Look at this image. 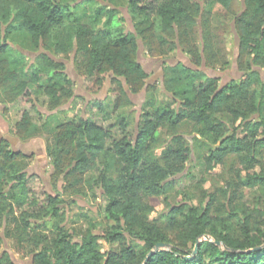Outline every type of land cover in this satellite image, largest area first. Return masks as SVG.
I'll list each match as a JSON object with an SVG mask.
<instances>
[{
  "label": "trees",
  "instance_id": "trees-1",
  "mask_svg": "<svg viewBox=\"0 0 264 264\" xmlns=\"http://www.w3.org/2000/svg\"><path fill=\"white\" fill-rule=\"evenodd\" d=\"M231 2L213 0L214 10L227 11ZM126 3L133 23V31L127 32L111 24L117 13L114 7L98 28L101 11L85 23L62 0H0V102L18 110L13 127L21 141L41 132L51 135L46 154L54 174L62 175L65 182L63 193L50 194L37 175L27 176L30 156L13 151L7 140H1L0 232L5 240L25 243L32 264H264V202L235 207L240 188L264 185V80L260 70H264V0H243L234 18L239 38L236 67L241 77L220 84L218 77L201 76L200 70L182 63L165 64L160 87L169 94V103L162 106L153 105L156 86L147 84L149 74L138 61V40L151 55L167 58L179 49L197 68L204 64L223 70L228 61L213 49L211 11L202 9L198 0ZM17 36L22 38L23 49L37 53L27 80L21 77L25 54L11 57L7 44ZM71 53L75 69L88 81L89 92L100 90L109 78V97L85 104L86 115L74 114L47 127L50 116L40 107L59 112L62 105L70 102L72 107L82 99L75 95V83L64 64L53 58ZM145 85V101L132 127L120 112L131 105L129 94ZM4 109L8 111V106ZM224 115L231 134H226ZM111 117L117 121L110 122ZM183 122L198 126L200 135L221 141L209 150L206 169L222 165L230 155L238 159L236 179L220 190L226 194L228 214L235 223L213 213L210 204L202 210L189 204L170 206L159 214L167 219L168 227L158 224V216L151 217L154 208L147 203L149 198L162 196L182 178L192 181L185 188L204 181L185 171L190 149L176 134ZM166 126L173 132L171 144L159 161L150 162L151 145L159 129ZM112 170L114 177L109 176ZM83 186L90 192L102 191L101 208L110 222L107 227H98L84 212L79 216L86 226L65 225L60 204L70 207L74 201L63 199L62 194L78 193ZM208 197L213 199L215 194ZM101 241L109 245L107 250H100ZM157 243L170 248L147 257ZM196 244V253L186 258ZM256 247L261 248L253 250ZM0 264H16L4 250L1 236Z\"/></svg>",
  "mask_w": 264,
  "mask_h": 264
},
{
  "label": "rangeland",
  "instance_id": "rangeland-1",
  "mask_svg": "<svg viewBox=\"0 0 264 264\" xmlns=\"http://www.w3.org/2000/svg\"><path fill=\"white\" fill-rule=\"evenodd\" d=\"M198 3L202 6V9L205 11H211V18L209 21V28L212 30L211 41L213 43V49H218L224 59L228 61L227 66L223 70H217L221 72L219 78V83L223 84L230 80H236L241 77V72L237 69L236 64L233 63L234 60V18L239 14L243 8V0H232L229 10L227 11H216L214 10L213 0H198ZM62 4L68 8L72 7V10L76 12L77 15L81 17V20L85 23L92 21L96 18L98 11L102 12V15L97 21V27L100 28L106 19V12L109 8H115L117 13L112 16L111 24L119 25L121 29L125 32L133 31V23L130 15L127 12L126 0H62ZM75 8V9H74ZM157 34V33H156ZM15 42L7 41V44L11 47L10 56L15 58L18 56V53L21 52L24 55V64L21 68V77L23 79H29L30 69L29 65L32 63V58L35 54L32 51L22 48L23 41L21 37H16ZM141 47L138 60L142 62L143 65L148 66L149 58L157 57L156 55H151L147 50L143 48V45L140 41ZM179 52H181L179 50ZM178 50H174L169 53L167 58H174L175 55L179 53ZM54 59L62 62L65 66L64 70L71 77L75 83V94L80 95L82 99L75 100L73 106H70V102L62 105V110L59 112L48 111L45 108H41L42 112L46 114L47 127H53L56 124L66 121L71 118L74 114L86 115L85 113V104H88L91 101L96 99L105 100L109 97L108 89L110 88L109 80L104 83L102 88L96 92H89L86 87L88 81L75 69L73 64V53L68 56H56ZM206 68L203 69L201 76L206 75ZM262 71V78L264 80V70ZM152 73V72H151ZM212 75H214L212 73ZM200 76V77H201ZM151 82L150 80H148ZM153 85L156 86L155 91L153 92L154 97V106H162L169 101L167 100V93L164 89H160L159 79L155 80ZM131 105L124 107L121 110V115L126 117L130 121L131 126L134 127V124L137 122L141 106L145 101V90H141L134 95H130ZM2 105V106H1ZM8 106L5 110V106ZM92 105V104H91ZM10 107V108H9ZM95 107V106H91ZM94 109V108H92ZM118 110L117 112H119ZM117 112L115 114H117ZM5 115V116H4ZM18 116V110L11 108L10 104H3L0 102V141L2 138L8 136H14L15 131L13 124ZM4 117V118H3ZM97 121H101V118L97 115H92ZM110 122L117 121L115 117L109 119ZM226 134H231L233 132L232 127L228 122V116L224 115ZM4 123H8L5 125ZM199 127L193 125L190 122H183L177 129L176 134L181 135L184 138V144L189 147L191 160L186 162V170L190 174L195 175L196 179L201 177L204 179L201 184L194 185L192 187L185 188L186 185L192 182L190 178H182L177 181L173 189L167 190L165 194L159 197H151L148 199V204H150L154 211L152 212L151 217L158 218V224L161 227H168L167 219L164 216L159 218V214L163 211H168V208L176 204H189L197 207L202 210L207 205L212 206L213 213L221 215V217L230 223H235V219L229 217V209L227 208V199L226 194L220 191L225 189L226 184L236 179L237 169L239 167L238 159L232 155L225 158V162L222 165L214 167V169H206L205 158L209 153V150L216 148L221 143L220 140L213 141L211 137H205L198 133L197 129ZM168 126L160 128L156 136V141L152 143L151 150L148 155V160L150 162L159 161L162 151L171 144L172 134ZM7 135V137H6ZM51 141V135L47 132H41L35 137H32L22 142H29V147L25 148L24 151L30 152V157L27 161L28 163V173L27 176L37 175L42 182V185L45 186L46 190L55 195L57 192L63 193V187L65 182L62 178V175H56L53 172L51 162L46 154V144ZM26 168V169H27ZM258 167L254 170H249V173L257 171ZM245 171H242L243 175ZM115 172L112 170L109 174L110 177H114ZM182 174L177 175V179L181 177ZM9 187V184H6V188ZM102 191L98 188H95L93 192H90L87 189V186H83L78 193L71 194H62V198L65 200H73L74 203L68 206V203L60 204L61 207L65 210L66 222L65 225L69 228L86 226L84 219H81L79 216L80 212H84L87 216L97 224L98 227L105 228L110 222L105 219V216L102 211ZM213 193L215 197L212 199L208 197V194ZM264 202V185L257 186L255 189H249L247 187L240 188L239 202L235 205L237 208H249L254 205H258ZM238 208V209H241ZM97 231V229H96ZM100 248L101 251L108 249L104 241ZM7 250L10 251L12 259L15 262L21 264H32L31 255L29 254L28 246L24 243L18 245L14 239L6 240Z\"/></svg>",
  "mask_w": 264,
  "mask_h": 264
},
{
  "label": "crops",
  "instance_id": "crops-1",
  "mask_svg": "<svg viewBox=\"0 0 264 264\" xmlns=\"http://www.w3.org/2000/svg\"><path fill=\"white\" fill-rule=\"evenodd\" d=\"M179 52V49H177ZM176 57L174 58H161L160 56L157 57H153V58H149L147 65L145 66L142 64V62H140L143 66V68L145 69V71L150 75L149 79L151 81V83H153L155 81V75L157 74L158 77L161 76V69L162 66L165 64L168 65H175L177 63H182L187 67H190L192 69H197L200 70L201 72H203V69L206 68V75L209 77H220L221 76V72L208 68L206 67L204 64H202L200 67H195L194 65H192L190 59L188 58V56L182 52H179L175 55ZM152 72V73H151ZM212 73L214 75H212ZM224 84V83H223ZM2 106V105H1ZM5 125H7L8 123H4ZM7 137V135H6ZM13 148H21V149H25L29 147V142H22L20 139H17V141H13L12 143ZM25 145H28V147H25ZM11 146V147H12ZM30 153V152H29Z\"/></svg>",
  "mask_w": 264,
  "mask_h": 264
},
{
  "label": "water",
  "instance_id": "water-1",
  "mask_svg": "<svg viewBox=\"0 0 264 264\" xmlns=\"http://www.w3.org/2000/svg\"><path fill=\"white\" fill-rule=\"evenodd\" d=\"M233 29H234V27H233ZM234 35H235V37H234V40H235V47H234V60H233V63H235L236 64V59H237V56H238V48H239V38H238V36H237V34H236V32H235V30H234ZM138 46H139V49H138V54H139V51H140V48H142L141 47V44H140V41L138 40ZM139 61V60H138ZM145 70V69H144ZM259 70V69H258ZM161 77H160V83L162 82V69H161ZM150 82L149 81H147V84H149ZM146 84V85H147ZM146 85L144 86V90L146 89ZM126 88V87H125ZM161 89H164L163 87H162V85H161ZM165 93H167V92H165ZM168 94V93H167ZM169 95V94H168ZM59 109H62L61 107L59 108ZM58 109H55L54 111H52V112H56ZM17 137H14V136H8L7 137V141L10 143V142H12V141H17ZM25 147H28V145H25ZM14 151V150H13ZM0 236L3 238V241H4V250H6L9 254H10V256H11V253H10V251H8L6 248H7V244H6V240H5V238H4V236H3V233H2V231L0 232ZM204 238L205 239H210L211 240V238L209 237V236H204ZM197 242H199V241H197ZM213 243L214 244H216V245H220V242L219 241H213ZM264 246V245H263ZM170 248V245L169 244H167V243H157L154 247H153V249L148 253V255H147V257H149L150 255H152L154 252H157V251H159V250H162V249H169ZM261 247H256V248H254L253 250H259ZM196 251H197V244L195 245V247H194V249H193V251H192V254L191 255H188V256H186V258H191L195 253H196ZM11 258H12V256H11ZM13 260V259H12ZM14 261V260H13ZM15 262V261H14ZM32 262V261H31ZM16 264H21V263H19V262H15Z\"/></svg>",
  "mask_w": 264,
  "mask_h": 264
},
{
  "label": "flooded vegetation",
  "instance_id": "flooded-vegetation-1",
  "mask_svg": "<svg viewBox=\"0 0 264 264\" xmlns=\"http://www.w3.org/2000/svg\"><path fill=\"white\" fill-rule=\"evenodd\" d=\"M32 53H33V52H32ZM33 54H35V55H34L33 58H32V62H33L34 58L36 57L37 53H33ZM162 67H163V66H162ZM149 77H150V75H149ZM149 77H148L147 81L150 80ZM160 77H161V76H160ZM160 77H158L157 74H156V75H155V80H156V79H157V80L159 79V81H160ZM70 78H71V77H70ZM71 79H72V78H71ZM72 80H73V79H72ZM108 80H109V78H108L106 81H108ZM106 81H105V82H106ZM225 83H226V82H225ZM149 84H152V83L150 82ZM160 88H161V87H160ZM142 90H144V89H142ZM75 95H76V94H75ZM130 95H132V94H129V97H130ZM133 95H134V94H133ZM130 99H131V98H130ZM17 138H18V137H17ZM2 140H6V138H2ZM7 142H8V141H7ZM12 142H13V141H12ZM12 142H10V143L8 142L9 145H10V148H11L12 150H14L15 152H21V153H23L24 155L30 156V153L24 151V149H21V148H19V149H18V148H13V146H12V144H11ZM11 146H12V147H11ZM28 168H29V167H28ZM28 168L25 169V171L28 170ZM26 173H27V172H26ZM27 174H28V173H27Z\"/></svg>",
  "mask_w": 264,
  "mask_h": 264
}]
</instances>
